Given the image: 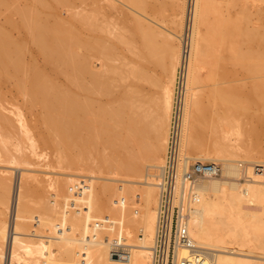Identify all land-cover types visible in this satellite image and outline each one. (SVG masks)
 <instances>
[{
	"label": "bare ground",
	"instance_id": "1",
	"mask_svg": "<svg viewBox=\"0 0 264 264\" xmlns=\"http://www.w3.org/2000/svg\"><path fill=\"white\" fill-rule=\"evenodd\" d=\"M81 1L86 2V0ZM100 1L102 0H90L93 7L88 12H81L77 9L79 6H74L72 0H32L29 10L25 11L26 14L23 15L26 19L23 27L27 31L25 42L16 38L11 40L12 35L9 38L5 36L4 40H8L6 44L10 42L12 45L9 49L11 51L8 50L11 53L8 59L19 71L21 54L30 53V59L25 60L26 72L23 71L25 72L23 77L27 84H30H28V88L31 87L29 91L33 99L37 97L36 94L38 97L40 94L43 98L41 96L39 98L43 101L49 100L48 107L47 104L45 107L47 109L50 106L53 111L49 108L46 112L50 113H46L43 109L45 115L43 112L41 117L46 120L48 125L50 124L48 126L50 129L59 131L60 134L64 132L62 143H67L64 147L75 144L80 153H91L87 156L93 163L95 161L94 164L97 166L92 164L94 169L98 167L102 172L111 175L126 171L133 178H144L147 186L127 188L105 185L106 187L101 189L103 193L107 191V195L109 194L107 196V213L114 216L115 222L90 224V227L82 229L79 217L63 215L67 209L64 210L65 212L63 211L62 216L60 212L58 213L59 218L55 212L54 219L57 220L52 219L48 223L58 227L55 239L61 240L60 245L67 248V250L59 252L58 258H56L54 252L46 245L45 239L40 238L42 236L41 229L36 230L37 233H40L37 234L38 240H36L37 236L34 239L33 232L24 227L27 225L25 222L18 223L17 214L21 211H28L29 207L22 197H27L25 195L31 193L29 190H26L29 192L25 195L20 192L18 188L20 175L18 174L17 184L15 187L13 186L11 194L13 195L14 192L16 194L14 205L16 218L15 233L10 245L9 264H152L159 204L157 185L160 184L158 182L162 178L164 159L163 156L159 157V147L158 151L155 149L159 155L150 148L151 152H145L148 145L144 140V135L147 134L151 124L148 122L149 115L140 103L143 94L136 85L134 88L131 87L132 89L129 87V90L122 89L123 80L129 70L125 67L129 65L124 66L126 63L124 60H122L124 63L121 61L119 54L129 48L137 58L141 47L144 49L143 53L145 50L148 53H153V58L157 63H161L167 75V80L165 79L166 81L162 85L163 89L161 88V97L159 96V99L161 98L158 108L160 111L159 114L157 113L159 124L156 122L163 132L161 150H167L166 142H168L167 135L172 118L176 75L179 66L184 61V63L186 62V80L180 118L179 175L180 178H183V172L190 161L189 158H197V161L210 160L219 166L217 174H206L198 178L195 201H187L182 192L178 193L176 198L181 212L186 214V226L191 238L198 246L204 248V255L199 257L195 264H264V139L262 141V134H264V25L249 26L250 13L244 0H175L174 5L176 4L177 10L175 12L180 16L173 22L177 26L175 29L179 30L159 31L151 22H147L140 16L128 19L131 21L130 23L125 21L124 30H120L121 28L118 29L114 19H101L100 7L103 4L100 6ZM115 1L126 4L123 0H111L109 5L117 8ZM125 1L143 11L150 8L158 9L155 0ZM190 2L192 12L191 19H189L190 27H188L187 19L189 17L186 19L184 13L188 10ZM240 3L243 4V8L239 15L232 16L226 11L225 5ZM16 4L18 3L16 2ZM261 4H263L262 0ZM60 6H65L62 7L63 10L66 7L70 10V15L67 18L61 16ZM81 7L80 4L79 8L81 9ZM183 15L186 19L184 26ZM260 16L264 19V8L260 11ZM80 21L85 29L84 36L80 33L82 31V29L80 31V25L78 26ZM9 26L11 27V25ZM17 27L20 26L17 25ZM182 27H184V32L180 34L178 31L183 30ZM19 37L21 38L20 35ZM186 47L187 52L185 51ZM24 49L27 50L26 53H23ZM2 55L4 56V54ZM95 56L102 59L101 69L97 70L94 67L93 58ZM0 57L2 56L0 55ZM137 60L133 62L135 64L131 66L130 72L134 77L143 78L145 76L144 78H148L146 72L144 73L145 69L143 70L138 64L140 61L136 63ZM9 61L6 62L9 63ZM204 70L205 73H203ZM240 74L247 80L242 84H237L236 81L239 80ZM200 81L210 86L204 108L199 106L201 101H199L197 88ZM70 87H75L76 93L75 88ZM23 95L25 97V93ZM103 96H108L109 102L103 103L101 99ZM38 97L37 99H39ZM47 97L51 99V102ZM52 97L55 99L57 97V100H52ZM66 99L68 103L65 102ZM59 100L66 104H60ZM69 101H71L70 104ZM199 107L204 109V113L205 109L207 111L208 137H210L207 151L213 153L214 157H191L186 154L187 150L185 151L190 145L193 125L197 122V120L194 122L197 119L195 115ZM15 114L19 125L28 131L20 111ZM13 122L8 118L5 121L8 127L13 126ZM156 124L154 127L157 129ZM6 126L4 127L6 128ZM234 130H237L238 136L245 137L242 144L246 145L247 154L242 155L241 151L239 153V146L242 145L241 141L243 140L240 141L239 137L234 139L231 136ZM59 133L58 135H60ZM30 142L34 147L35 140L31 139ZM101 142L106 144L104 152H101L98 146ZM94 147V151L98 149L97 153L101 152L102 154H99V159L97 156L96 160L94 156H91L93 153L97 155L95 152L92 153ZM67 148L70 149V147ZM75 151H77L76 148ZM181 151L183 156H181ZM63 153L64 151L59 152L60 158L63 155L65 160L70 161L73 155L69 154L70 158L68 159ZM72 153L77 155V152ZM87 156H83L85 160L88 158ZM77 157L79 156L77 155ZM12 158L16 159L14 155ZM63 158L60 161H63ZM142 158L148 163L142 164ZM74 159H77L76 156ZM155 159L157 162H153ZM89 160L87 159L86 162ZM67 162L59 164L63 166L67 165ZM81 162L83 161L81 160ZM243 162H247V164L242 168L245 164ZM71 165L74 164L71 162ZM148 166L161 168L159 179L157 173L147 172ZM65 183L67 184V181ZM83 184L82 186H84ZM50 185L52 186V183ZM73 186L70 185L67 188L73 192L72 195L75 199L82 198L83 194L88 192L91 196L90 206L92 208L102 203L99 196L102 193L99 194L94 185L85 183L82 191L77 187H75L77 190L73 191ZM12 199L13 196L9 211L12 207ZM137 202L141 209H133ZM39 217L36 220L39 225L47 223L46 219ZM131 225L138 226L137 228L144 231V236L135 237L132 239L133 242L130 239L132 243H128L124 241L125 236L123 237L122 233L124 232L123 235L127 234L129 237L132 236ZM22 227L26 230H23ZM2 231L3 234L0 235L1 259L4 242H6V229ZM25 231L32 233L28 236L29 232ZM79 231L85 232L88 237H75L77 240L85 242L80 245L76 243L74 246L78 247L79 245V249H74L70 242L71 239H74L73 234ZM114 239L121 240L122 243L128 245L129 258L122 259L111 255L110 248ZM181 254L186 255L187 250L182 249Z\"/></svg>",
	"mask_w": 264,
	"mask_h": 264
},
{
	"label": "rangeland",
	"instance_id": "2",
	"mask_svg": "<svg viewBox=\"0 0 264 264\" xmlns=\"http://www.w3.org/2000/svg\"><path fill=\"white\" fill-rule=\"evenodd\" d=\"M19 1L18 0H9V1L8 0H0V40H1L0 41V48H1L0 49V55L2 56V57H0V63L3 59H6L5 61L3 60V62L0 64V108H1L0 109V235L3 234L2 230L6 229V231H7V219H8V215H9V207H10V203H11V198L13 196V195H11L12 189H13V186L15 187L17 184V180H18L17 177H19L18 176V174H19L20 175V179H19L20 183H19L18 188H19L20 192L23 193L24 195H25V193L27 194L29 191L31 193H29L30 195H25L27 197H22V199L23 198L25 199V201L29 205V207H28V211H21V212H19V214H17V220L19 221L18 223L20 224V222L21 223L25 222L28 225V227H27V225H24V227H26V229L28 228V230L32 231L33 233L29 232V231H28L29 233L27 231H25V232L28 233V236L32 233V237H34V239L37 236V234L41 233L42 236H40V238L45 239L46 245L48 247H50V249L54 252L55 257L58 258V253L61 251L67 250V248L60 245L61 240L55 239V235L57 234V228L58 227H56V225H53V224L51 225L48 222H51L52 219L57 220V219H54V217L59 212L62 216V214L65 212L64 210L67 209V211L63 214L64 216L75 215L76 218L79 217L81 219V221H80L81 225L83 226L82 229L90 227V224L92 225V224L100 223V222H115L116 219L114 218V216L107 213L108 212L107 211V198H108L107 196L109 194L107 195V193H108L107 191H104V193H103L101 191V189L103 190V187H106V186H109V187L110 186L111 187L112 186H115V187L121 186V187H127V188H143V187L147 186V183L145 182L144 178H142V179L133 178V177L129 176L126 171H122L120 173L113 174V175L102 172L101 170L98 169V167H96L97 165L94 164L95 161L93 163L92 160L91 161L89 160V157L87 155H89L91 153H89V154L80 153L75 144H74V146H73V144H69L71 146L68 145V146L64 147L67 144V143H65V144L62 143L63 142L62 139L64 137V135H63L64 132L61 133L62 134L61 135L59 133V131H54L53 129H50L48 127L50 124L48 125L45 122L46 120H44L41 117V115L44 112L43 109H45V112H46V110L50 108V106L47 109L45 107L46 104H47L46 106L48 107V105H49L48 101L49 100H46V102H45V100L43 101V99L39 98L41 96L40 94H39V97L37 94H36V96L41 100L37 99V97H35V99H33L30 96V91H29V89L31 87L28 88V86L30 84L28 83L29 84L28 85L25 77H23V76H25V74H23V73L26 72V66L24 64L26 61H28V59H30L29 58L30 53L29 52L26 53L27 50L24 49L23 53H26V54H21V57H20V63H21L20 66L21 67L19 66V71L10 63V61L8 59V57L10 58V55H11V53L9 52L11 50H9V49L12 47V45H10V42H9V44H6V43H8L7 42L8 40H4L6 38L5 36H7V38H9L12 35L10 38L11 40L13 38H16V39H19L20 41L22 40V42H25V38H26L25 35L27 34L25 27H23V23L26 20L25 16H23V15H25L27 10H29L32 0H27V1L26 0H19ZM28 1H29V3H28ZM72 1H73L74 6H76V7L77 6L80 7V4H81V6L83 8L82 7H81V9L79 7L77 8L81 12H88L89 9H91L93 7L92 2H90V0H86V2L81 1V0H78L79 2L78 1L75 2L76 0L75 1L72 0ZM123 1L126 4L119 3L117 1H115L117 3V8H114L111 5H109L111 0L100 1V6H102L101 4H103V6L100 7L101 19H105V18L112 19V20L114 19L113 21L117 22L118 29L121 28L120 30H124V25L126 24V22H129V23L131 22L128 19H134L135 16H140L142 19L144 18L147 22H149V23L151 22V24L154 27L156 26L159 31L168 32L169 30H175V31L179 30V29H175V28H177V26H176V24H174V22L177 20V17L180 16L176 13L177 12L176 4L174 5L175 0H155L154 2H155V5H157L158 9L153 10L152 8H150V9H147L145 11L138 9L137 7L133 6L131 3H129L125 0H123ZM16 2L18 4H16ZM26 3H28V4H26ZM78 3H80V4H78ZM244 3L247 5L246 7H248V10L250 13L249 26L250 27H257V26L260 27V25L263 26L264 25V19L260 16V11L264 8L263 7L264 1L262 0L263 4H261V0H253V1L252 0H250V1L244 0ZM190 4H191V2H190ZM190 4L188 5V8H187L189 11L186 10V13H184L186 19L189 17L187 19V23L189 22L188 27H190V20L189 19H191V12H192V4L191 5ZM85 5H86V7H85ZM13 7H14V9L12 10ZM62 7H65V6H60L59 10H61V11H59V10L58 11L60 12L62 17L66 16L65 18H67L70 15V10H68L67 7L65 8L66 10L65 9L63 10ZM225 7H227L226 11H228V13L230 15L237 16L240 14V12L243 8V4L242 3H240V4H229L227 6L225 5ZM60 8H62V9H60ZM10 11H11V13H10ZM14 11H16V12H14ZM187 11H188V13H187ZM21 13H23L22 16H21ZM103 14H104V16H103ZM105 14L106 15L108 14V15L106 16ZM184 15H183V17H184ZM17 17H18V19H17ZM185 17L183 18V26H184V23L186 22ZM10 18H12V19H10ZM17 20H19L18 21L19 24H18ZM15 22H17V24H15ZM82 24L83 23L81 21L78 22V26L80 25L79 26L80 31L82 29V31L80 32V33H82L81 35L85 34V29H84V26ZM9 25H11V27ZM17 25L20 27H17ZM18 28H19V30H18ZM182 29L183 30L178 31V33L183 34L182 32H184V27H182ZM1 35L4 37H2ZM19 35L21 36V38L19 37ZM22 35H24V36H22ZM160 41H161V38H160ZM4 47H6V49H4ZM1 50L3 51V53ZM131 52L132 51H130L129 48L128 49L126 48L125 51H123L122 53H119L121 56V61L124 60L126 63V64H124V66L129 65V66L125 67V68H128L129 70L127 69L128 70L126 72L127 74L125 75V79L123 80L125 87L123 86L122 89L125 88V89L129 90L131 87L134 88L136 85V87H138V89L141 90L140 92H142L143 96L141 98L142 100L140 103H142V105L145 107V110H146L147 114L149 115L148 122H149V124L151 123L150 124L151 126L149 125V129H148L147 134L144 135V137H145L144 140H145L146 144L148 145L147 146L148 148H147V150H145V152L146 151L151 152L149 150V148L151 150L152 149L155 150L159 147L158 149H159L160 155L157 152L158 149H157V151L155 150L156 151L155 153L157 155H159V157L163 156L162 158L165 161L166 149L161 150V148H160L161 147L160 146L161 138H162L163 132H162V129H159V127H158L159 117L157 118V116L159 114L158 112L160 111L158 109L159 108V100L161 99V98L159 99V96L161 97V94H162L161 90L163 89L162 85L167 80L166 79L167 75H166L165 69L162 67L161 63L160 62L157 63L155 58H153L154 56H153L152 52L148 53V51L145 50V53H143L144 49L141 47V50L139 51V55L137 56V58H136V55H134L135 53L132 54ZM1 53L4 54V56ZM24 55H25V57H24ZM150 57H152V58H150ZM135 60H137L136 63L138 61H140V62H138V64L140 65V67H142L143 70L144 69L146 70V71L144 70V73L146 72L145 74L148 75V78H144L145 76L143 77L144 79L140 78V77H134V75L130 72V68H131V66H133L135 64V63H133V62H135ZM6 61L7 62L9 61V63H7ZM124 61H122V62L124 63ZM8 64L11 65L10 68H9ZM93 64H94L95 69H97V70L101 69L102 68V59L99 56H95L93 58ZM21 68H22V70H21ZM24 70H25V72H23ZM10 72H12L13 74ZM14 72H15V74H14ZM18 72H19V74H18ZM203 73H205V70L203 71ZM7 74H8V76H7ZM129 74H130V76H129ZM6 77H7V79H6ZM15 78H17V79H15ZM136 78H138V79L136 80ZM139 80H140V82H139ZM245 80H247V78H244V77L242 78V75L240 74L239 80H237L238 82L236 81V83L242 84L243 81H245ZM209 87L210 86H208L206 83H204L202 81H200L198 83V88H197L199 90L198 96H199V101H201L199 106H202L203 108L206 107ZM70 88H72V87H70ZM73 88H75V87H73ZM119 88L121 90V87H119ZM63 89L66 90V88H63ZM67 91H69V90L67 89ZM22 92L25 93V97H23L24 95ZM70 92H71V90H70ZM75 93H76V88H75ZM31 95H32V93H31ZM33 96H35V95L33 94ZM41 97L43 98V96H41ZM106 97L103 96L101 98L103 103L109 102L110 99L107 100L108 96H106ZM48 99H50V98H48ZM52 100L56 101L57 97H56V99L53 98ZM54 101H52V102L54 105H56ZM59 101H60V104L64 103L63 100H62L63 103H61V100H59ZM50 102H51V99H50ZM65 102H67V99L65 100ZM30 103H33V104H30ZM70 103H71V101H69V104ZM50 104H52V103H50ZM60 104H59V106H61ZM64 104H66V103H64ZM73 104H75V103H73ZM202 104H204V105H202ZM54 105H52V106H54ZM62 106L64 107L65 105H62ZM28 107H31L32 109L28 108ZM202 107H199V110L197 109V111H196L195 118H197V119H195L194 122H196V120H197V122H196V124L193 125L194 130L192 129V132H191L192 137H191V140L189 143L190 145H188V148H186L185 151L187 150L186 154H188L191 157H195V156L196 157H203V156L204 157H211V156L214 157L215 155H213V153H210L209 151H207V145H208V142L210 140L209 139L210 137H208L209 136V129H208L209 127H207V125H208V121H207V117H206L207 111L205 109V113H204V109ZM17 108L18 109L20 108V109L18 110ZM57 108L59 109V107H57ZM201 108H202V110H201ZM51 110L53 111V109H51ZM19 111L23 115L24 122H25V124H27V127H28V131L24 130V128H22L16 120V114L15 113H17ZM56 111H54V112H56ZM5 112H6V114H5ZM45 112H44V115H45ZM46 113H50V112H46ZM9 116H11V117H9ZM7 118L10 119L11 121L12 120L14 121L13 126H11V127L6 126L7 123H5V121ZM203 120H204V122H203ZM156 122L158 124H156ZM1 124H3V125H1ZM155 124L158 127L157 129L155 128L156 127ZM4 126H6V128ZM168 129H169V125H168ZM29 130H31V131L29 132ZM193 131H197V132H193ZM25 132L27 134L28 133L29 134L27 135ZM58 133L60 135H58ZM194 133H195V135H194ZM233 134L231 136L234 139H237L239 137L238 139L240 141L243 140V141H241V144H242V142H244L245 137L241 134H239V135H241V137L238 136L237 130L236 131L234 130ZM48 135H49V137H48ZM168 135H169V131H168ZM168 135H167V139H168ZM29 137H30V139H29ZM235 137H237V138H235ZM262 137L261 138L263 141L264 134H262ZM31 139L33 141L35 140L34 147L31 146V142H30ZM55 139H57L58 141ZM48 141H49V143H48ZM54 141H55V143H54ZM196 142H197V144H196ZM238 143H240V142L238 141ZM100 144L98 145L100 148L99 147H97V148H99L101 152H104L106 144L102 143V142ZM202 144H204L205 146ZM67 147H70V149ZM74 147L76 148L77 151H75ZM72 148H74L73 151H72ZM242 148H244V149H242ZM64 149L66 150V152ZM102 149H103V151H102ZM68 150L69 151L71 150L70 151L71 153L77 152V155L79 157L81 154L80 159L83 162L80 163L81 160L79 159V157H77L76 154H73V153L71 154ZM94 150H95V147H94L92 153L93 152L97 153V151H99L98 149H96L97 151H94ZM182 150H183V152H185L184 149H182ZM62 151H64L63 154H66V156H67L66 158H68V159L70 158V157H68L69 154H70V156L73 155L74 158L76 156V158L78 160L72 158L73 156H71V158H70V161L72 159L71 162L74 165H71V162L69 160H65L63 158L65 156L62 155L63 157L61 156V158H60L59 152L62 153ZM240 151H241L242 155L247 154L246 145L244 143L241 146H239V153H240ZM101 152L97 153V155L93 153L91 156H94V159L96 160L97 156L99 154H101ZM5 153L9 154V155L6 156ZM183 154L185 155V153H183ZM13 155H14V158H16V159L12 158ZM84 155L88 157L87 159L90 162L89 161L86 162L87 159L86 160L84 159V157H83ZM198 155H200V156H198ZM91 156H90V158L92 159ZM181 156H183L182 151H181ZM62 158L64 160L60 161ZM11 159H13V160H11ZM98 159H99V156H98ZM144 159H147V158L144 157ZM144 159L142 158V161H143L142 164L148 163V161H147L148 159L147 160H144ZM189 160L190 161L188 163L191 164L194 161H196L197 158H195V159L189 158ZM64 161H68L69 163L67 162V165H69V166H67V165L62 166L61 164H59V163L64 162ZM98 161H96V162H98ZM145 161H147V162H145ZM149 161H150V159H149ZM205 161L210 162V160H205ZM218 161H220V160H218ZM153 162H157V160L155 159ZM90 163H91V165H90ZM243 163H245V164H243L242 168L246 167L247 162H243ZM62 164H64V163H62ZM88 164L90 166H87ZM92 164L96 165L95 169H94V165H92ZM71 166H73V167H71ZM88 167H89V169H88ZM146 170L149 173H157L158 174L157 178L158 179L160 178L159 174L161 173V168L159 166H148ZM66 181H67V184L65 183ZM242 181H244V180L242 179ZM81 182L84 183L83 184L84 186H85V183L86 184L88 183L90 185H94V187L97 189V192L99 194L102 193L101 195H99L100 199L102 201V203L99 206H95L94 208H92L90 206L91 196L88 192H85L83 194L82 198L75 199L74 196L72 195L73 192L71 190H68V188H67L68 186L74 185L73 191H76L77 188H79L80 191H82V187H84V186H82ZM51 183H52V186L50 185ZM157 186H159V185H157ZM75 187H77V188L75 189ZM158 188L159 187H157V189ZM26 190H29V191H26ZM157 194L159 195V189H158ZM22 199H21V201H22ZM118 203H119V200H118ZM138 203L139 202H137L133 206V209H138V208L141 209L140 204H138ZM136 205H138L139 207H137ZM35 209L37 210L38 213L40 212L39 213L40 215L35 211ZM39 209H40V211H38ZM76 210H78V211H76ZM55 212H56V215H55ZM39 216H41V218L43 217L42 219H44V220L46 219L45 221L47 223L44 225H39V222L36 221L37 219L40 218ZM59 217H60V215L58 214V218ZM77 220H79V219H77ZM97 221H99V222H97ZM54 224H56V223H54ZM131 226L133 228V229L131 228V231H133V232H131L132 236L129 237L127 234L123 235L124 232L122 233V236L123 237L125 236L123 238L124 241L125 242L127 241L128 243H132L133 242L132 239H135V237H143L144 236V231H141L140 228H137L138 226H135V225H131ZM133 226L136 228H134ZM26 229L23 228V230H26ZM38 229H41L42 232L40 231V233H37V231H39ZM73 237H74V239H71V242H70V244H73V245H71V247L74 249H79V245L84 243L85 241H81L79 239L77 240L76 238L77 237L87 238L88 235H86L85 232L79 231V232H76L75 234H73ZM127 238H129V239H127ZM130 239L132 242L130 241ZM36 240H38V236H37ZM76 243H79L78 247L74 246V245H76ZM4 246H5V242H4ZM0 260H1L0 262H2L1 258H0ZM0 264H2V263H0Z\"/></svg>",
	"mask_w": 264,
	"mask_h": 264
},
{
	"label": "built area",
	"instance_id": "3",
	"mask_svg": "<svg viewBox=\"0 0 264 264\" xmlns=\"http://www.w3.org/2000/svg\"><path fill=\"white\" fill-rule=\"evenodd\" d=\"M188 47V44H186ZM187 47L185 51L187 52ZM186 62L182 61L176 75L172 118L169 129L167 150L163 165V174L159 184V204L157 211L156 235L152 250V264H195L204 255V248L198 246L191 238L186 226V214L181 212L176 201L178 193L182 192L187 201L196 198L197 180L206 174H217L219 166L213 162L194 161L185 168L183 178H180V118L183 106V92L186 80ZM179 179H181L179 181ZM7 219L6 242L2 252V264H9V252L15 233V198ZM99 222V221H97ZM128 245L114 239L111 243V255L126 259L130 252ZM187 254L182 255L181 250Z\"/></svg>",
	"mask_w": 264,
	"mask_h": 264
}]
</instances>
